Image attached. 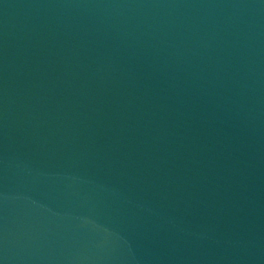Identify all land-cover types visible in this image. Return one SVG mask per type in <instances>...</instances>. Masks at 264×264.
I'll list each match as a JSON object with an SVG mask.
<instances>
[{"label": "water", "instance_id": "obj_1", "mask_svg": "<svg viewBox=\"0 0 264 264\" xmlns=\"http://www.w3.org/2000/svg\"><path fill=\"white\" fill-rule=\"evenodd\" d=\"M0 264H264V0H0Z\"/></svg>", "mask_w": 264, "mask_h": 264}]
</instances>
